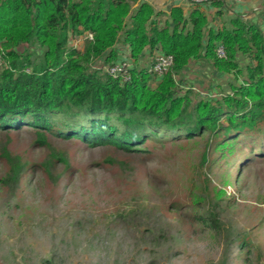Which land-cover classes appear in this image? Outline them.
<instances>
[{
    "label": "trees",
    "instance_id": "16d2710c",
    "mask_svg": "<svg viewBox=\"0 0 264 264\" xmlns=\"http://www.w3.org/2000/svg\"><path fill=\"white\" fill-rule=\"evenodd\" d=\"M135 2L0 0V47L8 64L0 69V133L30 130L40 146L52 137L125 152L148 140L188 143L208 135L229 166L264 157V8L244 19L247 5L220 0H184L187 6L168 12L145 1L131 12ZM219 46L226 59L217 57ZM146 51L149 63L140 67ZM153 53L174 60L161 80L149 72ZM125 59L133 64L129 82L106 74L104 67ZM240 59L248 60L245 69ZM192 63L234 82L204 97L185 90L183 71ZM4 149L8 172L0 184L14 187L27 165ZM207 157L203 152L202 163ZM209 184L211 198L222 200L225 192ZM206 198L211 203L194 221L215 232L219 204ZM195 199L201 206L203 196Z\"/></svg>",
    "mask_w": 264,
    "mask_h": 264
},
{
    "label": "rangeland",
    "instance_id": "374dc122",
    "mask_svg": "<svg viewBox=\"0 0 264 264\" xmlns=\"http://www.w3.org/2000/svg\"><path fill=\"white\" fill-rule=\"evenodd\" d=\"M141 1L164 12L188 5L136 0L131 12ZM238 1L250 9L244 19L264 8V0ZM231 79L219 80L220 89ZM202 89L204 97L210 89ZM36 141L30 130L0 133V178L8 172L4 148L27 165L16 186L0 184V264H264V157L229 166L208 135L148 140L133 152ZM208 182L225 192L222 200L211 198ZM207 196L219 204L215 232L194 221Z\"/></svg>",
    "mask_w": 264,
    "mask_h": 264
},
{
    "label": "built area",
    "instance_id": "2783aa9c",
    "mask_svg": "<svg viewBox=\"0 0 264 264\" xmlns=\"http://www.w3.org/2000/svg\"><path fill=\"white\" fill-rule=\"evenodd\" d=\"M187 1V0H186ZM197 3L207 2L209 0H188ZM223 4L230 3H240L241 1L237 0H220ZM86 38L92 40V35L87 34ZM85 39V38H84ZM216 55L219 59H226V52L222 46H219L216 49ZM173 57L171 55H164L161 53H156L154 56V62L151 65L149 72L153 73L156 77L162 78L172 67ZM7 68L8 64L3 59V52L0 47V69ZM131 63L128 60H122L111 66L104 67L106 74L116 80H119L123 83L129 82L131 79ZM207 95V94H204ZM213 97V96H212Z\"/></svg>",
    "mask_w": 264,
    "mask_h": 264
},
{
    "label": "crops",
    "instance_id": "0c3cea01",
    "mask_svg": "<svg viewBox=\"0 0 264 264\" xmlns=\"http://www.w3.org/2000/svg\"><path fill=\"white\" fill-rule=\"evenodd\" d=\"M250 12V11H249ZM248 13L246 12L245 13V16L247 15ZM251 18H254V17H250L248 19H251ZM156 54L153 53V57L155 56ZM150 54L149 52L146 51L145 55L139 60V62L137 63L138 66L142 67V65H146L149 63V57ZM127 57V54L123 57V58H126ZM126 60V59H125ZM242 61V62H241ZM243 62L245 63L243 65ZM248 63V60H244V59H240V66H241V69H245V65ZM133 67V64H131V68ZM190 67L194 68V76L190 73ZM190 67L186 68L184 71H183V81H182V86L181 87H184V89L186 90V88L188 87H192L190 88L194 93L196 94H199V95H202V93H200L199 91H202L204 88V86H207L208 89H210L208 92L207 91H204V92H207V93H217L220 91V88L223 87V85H220L219 86V80L222 81V79H230V76L231 75H225V74H220V73H217L213 70H211L210 68H206V71L210 72L207 74V76H203L204 79L200 78V75L198 72H200L199 69H202L203 67L202 66H195L194 63H192L190 65ZM197 73V74H196ZM211 75V76H210ZM202 76V75H201ZM186 77L188 78H194V80H189V83L188 85L186 84L187 82L185 81L186 80ZM232 79L229 81L231 82L234 78L233 76H231ZM158 80H161L162 78H158ZM177 81H178V78H175ZM185 81V82H184ZM225 81V80H224ZM227 81V83H229ZM233 82V81H232ZM227 83H224V84H227ZM196 85V86H192V85ZM186 87V88H185ZM194 87V88H193ZM197 87V88H196ZM200 87V88H199ZM211 89H213L214 91H211ZM206 94V93H204Z\"/></svg>",
    "mask_w": 264,
    "mask_h": 264
}]
</instances>
